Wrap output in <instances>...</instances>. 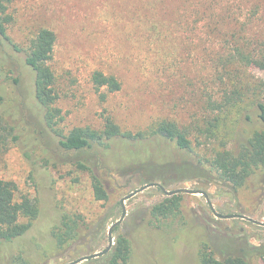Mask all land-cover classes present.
Here are the masks:
<instances>
[{
  "label": "rangeland",
  "instance_id": "obj_1",
  "mask_svg": "<svg viewBox=\"0 0 264 264\" xmlns=\"http://www.w3.org/2000/svg\"><path fill=\"white\" fill-rule=\"evenodd\" d=\"M227 1L238 22L249 19L251 0H213V7L219 12V5ZM7 14V37L0 35V88L5 108L16 122L21 117L17 123L23 128H42L38 122L41 108L33 91L34 72L25 64L23 51L40 28H49L56 36L50 65L58 93L55 106L62 115L54 128L62 133L78 126L101 129L109 118L132 133L169 120L189 127L195 136L200 133L195 126H206L216 115L208 100L221 97V71L216 64L227 46L224 38L210 34L204 0H12ZM259 15L250 19L248 35L263 48L264 10ZM97 70L114 75L120 90L96 91L91 75ZM248 73L264 81V69L251 65ZM247 130L241 122L236 134L247 136ZM203 139L209 154L218 142ZM48 148L42 144L34 149V157L46 156L57 165L37 166L32 172L24 154L32 146L24 137L18 144L0 138V178L13 180L16 197L27 195L39 207L22 237L0 242V264H67L104 249L109 226L121 217L120 199L147 184L138 172H108L103 176L108 197L98 201L90 176L69 161L59 162L56 152ZM116 155H125L120 144L110 150L108 163ZM126 161L123 158L121 163ZM153 181L163 183L167 190L204 191L218 214H240L264 222V183L233 190L211 179L205 170ZM165 196L151 186L125 200L126 215L113 232V242L119 235L130 238L129 264H198L197 249L205 228L225 229L234 239L239 236L249 244L264 245L263 225L242 217H216L200 193H182L181 214L157 226L148 211ZM74 213L82 217L78 234L58 245L52 229L63 214ZM106 261L101 255L78 264ZM252 263L264 264V260L255 256Z\"/></svg>",
  "mask_w": 264,
  "mask_h": 264
},
{
  "label": "trees",
  "instance_id": "obj_2",
  "mask_svg": "<svg viewBox=\"0 0 264 264\" xmlns=\"http://www.w3.org/2000/svg\"><path fill=\"white\" fill-rule=\"evenodd\" d=\"M11 1L0 0V35L5 38V23L9 21L7 10ZM204 1L210 34L224 38L227 48L218 56L216 64L221 71V97L208 100L211 111L216 115L207 120L206 126H195L200 133L191 136L189 127L169 120H161L147 131L132 133L109 118L101 129L78 126L67 133L57 130L54 126L62 115L55 106L58 93L50 65L56 36L53 30L40 28L23 51L25 64L34 72L33 91L41 108L38 122L42 128L31 130L19 126L21 117L17 123L13 113L5 108L0 88V129L4 131L0 138H9L18 144L24 137L26 143L32 146L31 151L24 152L31 161L32 172L37 170V166L47 168L57 165L56 161L52 162L46 156L34 157V149L46 144L48 150L56 152L59 162L69 161L90 176L93 196L98 201H105L108 197L103 176L112 171L138 172L143 183L155 179L166 182L171 175L195 174L204 170L211 179L221 181L233 190L248 183H264V81L248 73L251 65L264 69V44L260 42L263 48L259 47V42L253 43L248 35L250 19L259 17L263 12L261 4L264 0L249 2L253 18L250 15L243 23L233 16L229 1L219 5V12L213 7V0ZM91 80L96 91L106 88L108 92H116L121 88L114 75L98 70L92 73ZM241 122L248 128L247 136L236 134ZM49 130L56 134L55 137ZM191 137H194V142ZM203 137L214 138L218 142L209 154L205 152L207 142ZM117 144L123 148L125 155H116L108 163L107 156ZM122 157L127 160L125 164L121 163ZM118 158V163L114 162ZM16 190L13 180L0 178V242H13L22 237L39 214L38 201L33 202L27 195L16 197ZM181 201L182 194H175L165 196L152 205L148 211L151 222L160 226L167 220L176 219L181 214ZM81 221L80 214H63L52 229L56 243L62 245L73 239L78 234ZM131 255L132 242L127 235H119L104 254L106 264H129ZM255 256L264 260V245L249 244L239 236L234 239L225 229L205 228L197 249L198 264H253Z\"/></svg>",
  "mask_w": 264,
  "mask_h": 264
},
{
  "label": "water",
  "instance_id": "obj_3",
  "mask_svg": "<svg viewBox=\"0 0 264 264\" xmlns=\"http://www.w3.org/2000/svg\"><path fill=\"white\" fill-rule=\"evenodd\" d=\"M151 186H156L158 188H160V190L166 195V196H171V195H175V194H182V193H191V194H197V193H200L202 195L205 196L210 208L213 210V213L216 217H219V218H222V219H225V218H233V217H236V215H221V214H218L216 211H214L213 209V206H212V203L210 202L209 198H208V195L204 192V191H201V190H196V189H189V188H185V187H178V188H174V189H171V190H167L160 182H157V181H153V182H150V183H147V184H144L142 187H140L139 189L131 192L130 194L124 196L123 198L120 199V206H121V210H122V213H121V217L116 220L115 222H113L109 228H108V231H107V237H108V244L107 246L100 250V251H97V252H94L92 254H89V255H86V256H82L80 258H78L77 260H74L72 262H69L67 264H78L79 262L83 261V260H87L89 258H96V257H99L101 255H104L106 254L111 246L113 245V232L115 230V228L122 222V220L124 219L125 215H126V207H125V200L128 199L129 197L133 196L134 194H136L137 192L139 191H142L148 187H151ZM242 218L244 219H247L257 225H263L264 226V222L263 221H258V220H254L252 218H249V217H246V216H241Z\"/></svg>",
  "mask_w": 264,
  "mask_h": 264
},
{
  "label": "flooded vegetation",
  "instance_id": "obj_4",
  "mask_svg": "<svg viewBox=\"0 0 264 264\" xmlns=\"http://www.w3.org/2000/svg\"><path fill=\"white\" fill-rule=\"evenodd\" d=\"M221 215H223V214H221ZM233 215H236V214H233ZM236 217H241V216H237V215H236Z\"/></svg>",
  "mask_w": 264,
  "mask_h": 264
}]
</instances>
